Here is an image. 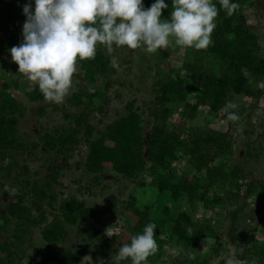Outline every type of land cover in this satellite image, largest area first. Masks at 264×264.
Listing matches in <instances>:
<instances>
[{"label": "rangeland", "instance_id": "1", "mask_svg": "<svg viewBox=\"0 0 264 264\" xmlns=\"http://www.w3.org/2000/svg\"><path fill=\"white\" fill-rule=\"evenodd\" d=\"M248 3L257 2L250 6L248 3L243 8L248 25L255 33L260 45V53L264 56V0H248ZM29 0H0V24L5 26L6 34L12 33L15 42L22 41L18 37L21 27L26 19L22 14V8ZM248 5V6H247ZM7 43V36L0 28V58L10 56L9 52L2 53L3 45ZM119 61V68L111 75V86L104 88V80L99 79L94 85H86L83 81V71L77 61V71L73 76V90L60 104L50 103L45 100L30 101L27 92L37 85L18 72V65L7 73L0 70V81L2 76H7V81L16 83L17 86H9L8 93L16 99L18 112V129L21 141L26 150L14 155L18 164L26 168V172L17 175L16 169L11 170L9 175L0 172V213H5L10 195L23 191L27 196V205L31 215L39 217L43 214L46 219L40 225L29 228L17 241L13 230V222L10 220L5 230H0V243L3 241L18 243L15 255L9 258L6 252L0 250L2 264H27L28 258L34 251L42 247L40 232L47 223H51L54 215L60 216L59 203L68 197H74L83 201L92 209H102L106 217L101 227L108 235L110 246L99 253L96 249L98 242L95 238H88L82 230L83 227L93 221H79L76 225H66V235L55 244V249L62 252L70 250L76 257V264H114V258L119 248L130 243L132 238L130 228L132 218L126 210L127 202L131 195L135 198L136 207H149V215L159 221L165 217L161 212L163 205H170L171 209H186L184 200L175 205L166 196H154L152 192L144 187H135L131 180H126L113 171L105 169L98 174L97 178L87 172L84 166V158L87 145L81 138L77 148L69 155L62 156L54 150H47L40 140L42 129L53 131L57 128L73 127L74 118L80 113H89L86 122L95 127L103 128L116 117L125 113L128 101H135V106L146 109L151 104L155 95L154 83L166 76L179 74L183 78L188 77L184 64L192 63L194 58H202L203 64L211 61V56L202 50L184 48L177 46L173 39L169 40L166 49L158 50L157 53H146L142 49H128L117 47L113 53ZM205 57V59H204ZM217 62L213 60L206 68L215 70ZM262 92L257 101L240 94L229 97V103L238 105L235 111L239 115L238 121H229L224 116L225 110L217 114H210L206 107H199L196 116L186 121L181 118V112L172 110L167 117L166 125L169 129L175 128L185 138L192 134L206 135V133L218 131L227 133L231 145L228 157H223L228 167L233 165L241 169V183H252L256 186L255 191L248 197L244 196V190L240 189V197L236 201H230L224 190L212 187L208 199L213 193L223 196L211 211L203 212L200 202H194V221H200L205 228V236H197V249L184 248L183 245L170 236L171 222L168 221L162 227L159 248L157 252L148 257L147 264H175L183 262L188 264L194 261L191 256L204 261L205 264H225V259L231 255H237L242 261L257 258L259 245L264 240V81L258 84ZM85 90L89 94L96 92L92 98L93 109L90 110L88 99L80 106H74L71 102L72 93ZM188 102L193 103L191 95ZM101 107V108H97ZM144 134L151 128L153 119L144 115ZM194 134V133H193ZM96 136V135H95ZM81 137V136H79ZM175 176L179 177L187 169L188 160L182 158L173 163ZM57 173V174H56ZM2 175H5L3 177ZM55 175L56 181L51 177ZM24 180L30 184L25 186ZM41 183L46 195L39 200L38 195L31 190L33 182ZM244 185V184H242ZM228 188V187H227ZM49 196H55L51 201ZM39 200V201H37ZM246 205L242 208V205ZM41 204L40 207L37 205ZM242 208V210H241ZM237 211L236 217L231 219L228 212ZM108 213V214H107ZM108 215V216H107ZM173 217V215H168ZM1 223V217H0ZM16 241V242H15ZM243 248V253L240 250ZM24 254V255H23ZM130 261V260H127ZM121 262V264L127 263ZM47 264H62L60 262Z\"/></svg>", "mask_w": 264, "mask_h": 264}, {"label": "trees", "instance_id": "2", "mask_svg": "<svg viewBox=\"0 0 264 264\" xmlns=\"http://www.w3.org/2000/svg\"><path fill=\"white\" fill-rule=\"evenodd\" d=\"M153 2L154 0H143L146 8ZM214 2L219 8L218 0ZM233 2L239 3V9L231 17L226 16L222 9L220 10L214 21L216 24L212 33L214 44L201 49L202 52L210 54L211 61H207L204 65L203 59L196 57L192 63L184 64L188 73L186 79L176 74L168 75L154 83V98L145 109L146 115L153 119L147 134H144L145 126L143 125L145 111L135 106L134 100L127 102L124 114L116 117L103 128L95 127L85 121L90 116L89 112L76 115L73 127L57 128L53 131L42 129L40 140L43 147L54 150L62 156H69L83 138L87 145L84 166L95 178L108 169L126 180L133 181L136 188L144 187L154 196H166L173 202L174 207H178L179 201L184 200L186 209L174 210L168 204L163 205L161 212L165 217L157 221L150 217L149 207H136L135 198L131 195L126 210L132 218L131 226H129L132 236L141 233L148 223H155L157 225L155 239L159 244L162 242L160 239L162 227L170 221V236L180 242L184 248L197 249V236H205L206 233L203 223L194 221L192 211L195 200L202 204L203 212H206L211 211L214 205L224 201L225 198L215 192L213 197L208 199L213 186L224 190L230 201H236L241 196L242 186H244L245 197L255 191L256 186L251 182L241 183L243 175L239 166L228 167L222 159L228 157L231 148L227 133L214 131L203 136L196 134L192 129V134L181 138L175 128L169 129L166 125L167 117L173 109H180L181 118L190 121L196 116L201 106L206 107L210 114L225 110L229 97L232 95L243 94L254 101L261 96L262 92L258 89V84L264 81V56L260 53L257 36L243 14V8L249 1L233 0ZM165 3L169 4V8L162 10V19H167L172 11L171 0H165ZM256 3L254 1L248 4L253 6L257 5ZM0 28L7 36V43L1 49L4 54L21 41L15 42L12 33L7 35L5 26L0 24ZM18 37L22 39L21 31ZM115 48L109 53L104 46L98 45L94 59L78 60L86 85H94L99 79H103L104 88H110L112 84L110 78L116 70L111 64ZM213 60L218 63L217 68L215 70L206 68ZM14 68L11 56L0 58V70H5L7 73ZM12 85L17 86L16 83L7 81V76H2L0 81V172L4 171L6 175H9L11 170L16 169L15 173L21 175L26 172V168L20 166L13 157L18 152L25 151L26 146L19 136L18 117L15 115L18 112L16 99L7 91ZM95 95H97L96 92L89 94L82 90L72 93L71 102L74 106H80L85 99H88L90 110H92V98ZM191 95L194 99L193 103L187 100ZM27 97L33 102L44 99L38 85L27 92ZM224 116H227L226 112ZM148 122L145 121V123ZM182 158H187L188 166L179 177H176L173 163ZM2 176L5 177V175ZM51 179L55 182L56 176L53 175ZM24 184L27 186L30 182L24 180ZM41 185L35 181L31 188L32 192L38 195L39 200L47 196ZM26 196L23 191L10 195L5 213H0V230H5L12 220L17 241L22 240L21 236L29 231V228L42 224L46 219L43 214L39 217L31 215L26 204ZM49 199L54 201L55 196H49ZM245 205L244 202L242 208ZM37 206L40 207L41 204ZM236 212H228L231 219L236 217ZM59 213L60 216L54 215L52 222L47 223L41 230L42 247L29 256L27 264L56 262L76 264V257L70 250L62 252L55 249V244L66 235V225H76L79 221H93L82 230L88 238L97 240L96 249L99 253L110 246L111 241L108 235L101 227L96 226L106 217L104 210L89 208L83 201L68 197L59 203ZM256 244L260 247L257 251L259 260L263 261L264 240ZM18 245L14 241H3L0 243V250L6 252V255L11 258L15 255ZM174 262L183 264L185 260L181 263L174 259ZM124 264H131V261ZM188 264L205 263L196 258Z\"/></svg>", "mask_w": 264, "mask_h": 264}, {"label": "clouds", "instance_id": "3", "mask_svg": "<svg viewBox=\"0 0 264 264\" xmlns=\"http://www.w3.org/2000/svg\"><path fill=\"white\" fill-rule=\"evenodd\" d=\"M171 0L172 11L165 0H154L145 7L143 0H29L22 8L26 17L22 26V41L8 49L18 72L35 82L46 101L60 104L73 90V76L78 60L94 59L98 45L109 53L115 47L142 49L157 53L166 49L169 40L177 46L196 50L214 44L212 33L215 19L222 9L231 17L239 3L233 0ZM112 67L119 68L113 56ZM228 103L225 111L229 121H238L237 109ZM155 223H148L130 243L121 246L114 264L130 260L131 264H147L148 257L158 250ZM243 253V248L240 250ZM190 259L195 256L190 255ZM225 264H259L257 258L242 261L237 255L225 259Z\"/></svg>", "mask_w": 264, "mask_h": 264}]
</instances>
